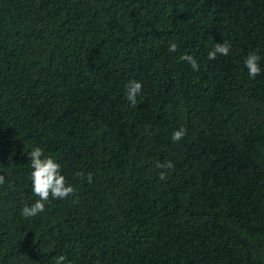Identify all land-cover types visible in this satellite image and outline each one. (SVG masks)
Masks as SVG:
<instances>
[{
    "label": "trees",
    "instance_id": "obj_1",
    "mask_svg": "<svg viewBox=\"0 0 264 264\" xmlns=\"http://www.w3.org/2000/svg\"><path fill=\"white\" fill-rule=\"evenodd\" d=\"M0 175V264H264V0H0Z\"/></svg>",
    "mask_w": 264,
    "mask_h": 264
},
{
    "label": "clouds",
    "instance_id": "obj_2",
    "mask_svg": "<svg viewBox=\"0 0 264 264\" xmlns=\"http://www.w3.org/2000/svg\"><path fill=\"white\" fill-rule=\"evenodd\" d=\"M231 45L225 41L223 43H216L214 48L208 53V59L214 60L218 55L226 56L229 53ZM169 52L177 51L176 43H170ZM180 59L191 64L193 70H198L199 65L193 56L188 54H183ZM260 57L256 53H250L245 61V67L248 70V75L255 79L261 73V67L259 64ZM142 91V83L137 80L129 81L126 85V98L130 104L135 107L137 105V96ZM186 129L182 126L180 129L175 130L172 134L171 139L174 142L180 141L186 135ZM30 157V167L32 171L30 172V179L32 181L33 193L38 197L34 204L30 207L25 206L22 209V216L34 217L42 213L45 210V203L49 201L50 197L52 199H65L74 194L75 189L72 185L66 183L65 177L61 174L60 164L57 163L51 157H43V150L40 147L33 148L29 153ZM156 167L173 169L174 164L172 161H165L163 163L157 162ZM76 175L82 176L83 173L77 172ZM167 174L164 171L159 173V179L161 181L167 180ZM87 179L91 182V174L87 175ZM5 182L4 175H0V184ZM63 255L56 259L55 264H63L65 261Z\"/></svg>",
    "mask_w": 264,
    "mask_h": 264
}]
</instances>
